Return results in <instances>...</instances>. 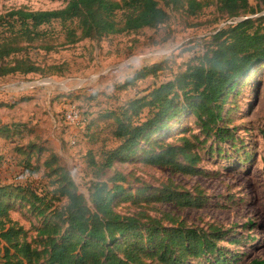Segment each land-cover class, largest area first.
I'll return each instance as SVG.
<instances>
[{"label": "trees", "instance_id": "obj_1", "mask_svg": "<svg viewBox=\"0 0 264 264\" xmlns=\"http://www.w3.org/2000/svg\"><path fill=\"white\" fill-rule=\"evenodd\" d=\"M253 2L254 7L249 0H70L58 10H11L0 15V79L41 72L30 51L50 50L54 24L60 28L63 43L75 45L83 40L157 29L169 20L161 4L189 18L212 9L215 23L230 24L215 31L205 51L172 80L99 117L111 122V137L118 144L101 150L98 160L91 152L87 154V165L96 173H105L115 162L140 153L146 165L196 175L199 138L193 136L192 141L184 135L178 144H171L163 137L175 121L189 114L204 141L213 138L221 143L232 138L229 130L220 126L224 108L230 96L236 95L241 80L264 63V0ZM162 68L158 63L136 71L124 88L156 76ZM29 163L24 166L30 168ZM43 167L49 171L48 177H55L50 191L0 183V264H187L202 258L208 264L228 262L218 246L226 232L216 225L193 228L171 213L157 218L144 209L132 215L116 211L113 201L118 195L130 198L138 208V197L146 192L142 188L135 195L125 193L121 184L124 178L119 173L109 181L90 182L86 200L55 155H49ZM148 188L151 193L143 203L154 209L163 203L185 209L201 207L205 202L199 187L189 194L171 180L159 188ZM14 206L27 209L40 220L34 236L11 219ZM248 264H264V260Z\"/></svg>", "mask_w": 264, "mask_h": 264}, {"label": "rangeland", "instance_id": "obj_2", "mask_svg": "<svg viewBox=\"0 0 264 264\" xmlns=\"http://www.w3.org/2000/svg\"><path fill=\"white\" fill-rule=\"evenodd\" d=\"M70 0H0V15L25 8L31 11L62 9ZM121 2L122 0H112ZM254 7L253 0H249ZM165 25L145 29L137 34L83 40L75 45L63 43L60 28L54 24L50 50L30 51V57L40 73L10 75L0 79V183L30 186L35 191L52 189L54 175L43 163L53 154L77 186V192L89 199L90 182L109 181L119 173L125 193L138 197L140 206L132 205L118 195L113 205L123 215L144 209L161 218L171 213L187 226L207 229L216 225L226 232L218 246L225 252V264H248L264 260V63L254 67L241 80L236 95L230 96L224 108L220 126L229 130L230 140L204 141L195 118L185 114L175 121L163 137L165 143L178 144V138H199L196 151L200 156L198 174L175 173L168 168L143 163L140 153L123 162H115L105 173L87 165V154L96 160L101 150L114 148L111 122L99 117L118 109L127 101L145 95L150 89L168 82L191 65L203 53L209 37L230 24L215 23L212 9L197 17H186L181 11H171ZM162 63V71L124 88L134 73L146 66ZM75 105L80 122L73 127L63 119L66 108ZM5 127V131L2 128ZM4 129V128H3ZM73 134L77 142L69 145ZM204 141V142H203ZM32 146V149H31ZM219 150H218V149ZM30 168L24 163L29 162ZM173 181L181 192L194 194L197 187L204 192L201 207L178 209L173 204L146 207L143 198L151 193L148 187L159 188ZM109 187L112 186L108 182ZM12 220L29 235H35L40 220L27 209L14 206ZM166 224L167 222L164 221ZM187 264H208L205 259Z\"/></svg>", "mask_w": 264, "mask_h": 264}, {"label": "built area", "instance_id": "obj_3", "mask_svg": "<svg viewBox=\"0 0 264 264\" xmlns=\"http://www.w3.org/2000/svg\"><path fill=\"white\" fill-rule=\"evenodd\" d=\"M64 121L66 124L70 127H73L74 125L78 124L80 122V112L76 108L75 105H69V107L66 108V111L63 116ZM68 143L71 146H74L76 143V138L73 134H71L68 138Z\"/></svg>", "mask_w": 264, "mask_h": 264}, {"label": "water", "instance_id": "obj_4", "mask_svg": "<svg viewBox=\"0 0 264 264\" xmlns=\"http://www.w3.org/2000/svg\"><path fill=\"white\" fill-rule=\"evenodd\" d=\"M242 20H244V19H238L237 21L240 22V21H242Z\"/></svg>", "mask_w": 264, "mask_h": 264}]
</instances>
